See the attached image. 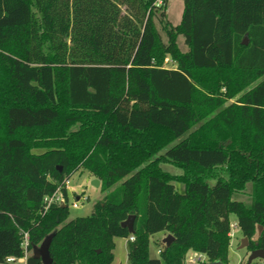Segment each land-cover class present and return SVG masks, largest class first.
Returning a JSON list of instances; mask_svg holds the SVG:
<instances>
[{
    "label": "trees",
    "instance_id": "1",
    "mask_svg": "<svg viewBox=\"0 0 264 264\" xmlns=\"http://www.w3.org/2000/svg\"><path fill=\"white\" fill-rule=\"evenodd\" d=\"M168 2L0 0V263L28 233L27 264L50 236L53 264H114L116 238L129 264H229L232 217L264 250V0H183L178 25ZM78 170L104 196L69 220Z\"/></svg>",
    "mask_w": 264,
    "mask_h": 264
},
{
    "label": "rangeland",
    "instance_id": "2",
    "mask_svg": "<svg viewBox=\"0 0 264 264\" xmlns=\"http://www.w3.org/2000/svg\"><path fill=\"white\" fill-rule=\"evenodd\" d=\"M158 4H160L161 0H157ZM184 9L183 0H169L167 7V19L173 24L178 25L181 21L182 14ZM156 26L158 31L160 32L163 40L166 42L167 37L164 31L162 30L161 23L157 20ZM178 43L180 49L185 52L188 50V47L184 43L183 36L178 38ZM171 65L169 64L168 67ZM164 168L173 173H180L181 170L174 168L173 166L167 164L164 165ZM93 178L87 171L78 170L71 174L68 179V193H69V220H72L77 217H86L89 216L93 210V207L96 202L103 198L104 194L101 192L100 187H94L92 185ZM176 186L180 192L184 191V186L182 184L176 183ZM87 197L88 200L79 201V206L74 208L72 203L77 201V197ZM241 199L248 202V195H241ZM232 223L235 222V218L232 217ZM231 237L230 241V253H229V264H247L248 259L251 253L248 245H243V236L240 232L236 230H230L229 233ZM164 233H157L151 237L150 242V256L158 257V249H159V241L163 239ZM116 248L114 250L115 261L114 264H129L128 261V242L124 238H116ZM193 251H189L184 259V264H198L189 262L192 258ZM257 264H264L263 259L254 260Z\"/></svg>",
    "mask_w": 264,
    "mask_h": 264
},
{
    "label": "water",
    "instance_id": "3",
    "mask_svg": "<svg viewBox=\"0 0 264 264\" xmlns=\"http://www.w3.org/2000/svg\"><path fill=\"white\" fill-rule=\"evenodd\" d=\"M248 43H249V39L246 36L243 41V44L248 45ZM92 185L94 187H99L100 181L98 179H93ZM134 219H135V216L133 215L130 216L126 221L122 223V226L128 228L130 232H133L134 231ZM262 231H263V226L258 224L256 226V233L253 237L254 241L257 242L259 240ZM51 239H52L51 236L48 237L47 239L43 241V243L39 247H35L33 251L34 256L36 258H40L43 264H53V259L51 258L50 252H49V245H50ZM173 241H174V236L172 234H168L162 240V242L165 243L167 246H170ZM242 244L248 245L249 244L248 238H243ZM256 259L264 260V250L263 249L252 250L250 253L249 259H248V263H252ZM213 264H222V263L220 261H217V262H214Z\"/></svg>",
    "mask_w": 264,
    "mask_h": 264
},
{
    "label": "built area",
    "instance_id": "4",
    "mask_svg": "<svg viewBox=\"0 0 264 264\" xmlns=\"http://www.w3.org/2000/svg\"><path fill=\"white\" fill-rule=\"evenodd\" d=\"M162 2V0L160 1V3ZM173 62L171 61V59L169 57H167L165 59V62H164V66L165 67H168V65L172 64ZM66 187L68 188V181L66 182ZM80 199L82 200H88L87 197H84L82 196L77 198V201H75L74 203H72V206L74 208H77L79 206V201ZM65 197L62 193V191L60 189H58L54 194L50 195V196H46L44 199H43V202H44V205L46 207V209H48L49 207H51L52 205H64L66 204L65 203ZM231 229L232 230H236L237 229V224L236 222H233L231 224ZM131 241L134 240L133 237L130 238ZM28 245H29V235L28 233H24V242H23V247L25 249V253H24V256L21 257V258H16V257H8L6 259V261L4 263H0V264H27V257L29 255L28 253ZM161 251L158 249V254L160 253ZM205 256L201 253H198V252H193L192 254V258L190 259L189 262H192V263H198V264H201L202 262L205 261Z\"/></svg>",
    "mask_w": 264,
    "mask_h": 264
},
{
    "label": "crops",
    "instance_id": "5",
    "mask_svg": "<svg viewBox=\"0 0 264 264\" xmlns=\"http://www.w3.org/2000/svg\"><path fill=\"white\" fill-rule=\"evenodd\" d=\"M165 237V235L163 236V238ZM163 240V239H162Z\"/></svg>",
    "mask_w": 264,
    "mask_h": 264
}]
</instances>
